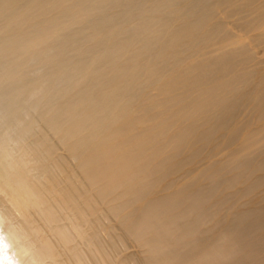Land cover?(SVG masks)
I'll return each instance as SVG.
<instances>
[{
  "label": "bare ground",
  "instance_id": "1",
  "mask_svg": "<svg viewBox=\"0 0 264 264\" xmlns=\"http://www.w3.org/2000/svg\"><path fill=\"white\" fill-rule=\"evenodd\" d=\"M0 264H264V0H0Z\"/></svg>",
  "mask_w": 264,
  "mask_h": 264
}]
</instances>
